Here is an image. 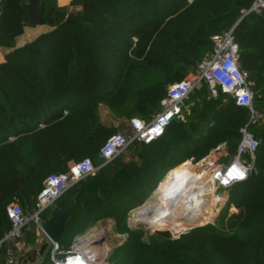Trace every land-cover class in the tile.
Listing matches in <instances>:
<instances>
[{"label": "trees", "instance_id": "1", "mask_svg": "<svg viewBox=\"0 0 264 264\" xmlns=\"http://www.w3.org/2000/svg\"><path fill=\"white\" fill-rule=\"evenodd\" d=\"M255 1L73 0L82 10L71 12L58 0H0V47L11 50L0 64V239L11 228L7 207L17 201L32 211L49 175L66 173L71 162L103 163L100 150L116 131L101 125V104L118 120L150 121L167 87L196 72L215 35L235 27L241 69L260 93L255 106L264 110V14L245 16ZM40 25L51 31L16 47L25 27ZM217 93L208 85L195 91L184 120L172 121L161 139L135 142L68 191L61 200L76 197V211L62 238L110 218L117 233L128 234L111 253L120 264H264V123L251 127L263 141L254 159L244 155L257 174L228 189L215 225L177 240L158 232L146 241L127 225L130 210L173 168L225 144L234 159L250 112ZM212 179L201 181L209 187ZM232 205L239 212L229 216ZM25 238L37 243L35 233Z\"/></svg>", "mask_w": 264, "mask_h": 264}, {"label": "built area", "instance_id": "2", "mask_svg": "<svg viewBox=\"0 0 264 264\" xmlns=\"http://www.w3.org/2000/svg\"><path fill=\"white\" fill-rule=\"evenodd\" d=\"M251 12L264 14V0H256L245 15ZM234 29L235 27L212 38L213 48L205 54L196 72L169 86L161 101V110L150 121L132 119L128 125L130 134L116 133L107 140L100 150V158L103 160L101 166L95 167L90 159L73 163L66 173H53L45 179L32 211H25L17 201L7 207L11 228L0 239V250L4 251L5 264H23L35 253L34 246L26 242V234L35 233L38 238L47 240L42 229V223L47 219L45 215L68 191L77 183L93 177L99 169L125 153L135 142L150 145L161 139L172 121L184 120L189 108L185 102L191 94L203 89L205 85L210 87L213 97L218 95L217 89L220 88L224 94L231 97L237 107L250 112L249 123L240 129L241 140L234 159L228 165H218L216 162L214 169L210 170L215 185L218 189L227 191L249 179L248 173L254 166L244 160V155L248 154L254 159L255 152L263 142L255 136L251 127L264 123V110L255 106V100L260 93L254 90L255 82L250 81L241 69L240 51ZM237 173H241L243 178ZM86 236H77L69 249L63 248L60 242H50V264H111L110 250L103 262L98 261L97 253H92L101 246V243L97 245L100 237ZM43 256L44 254L40 255V264H47Z\"/></svg>", "mask_w": 264, "mask_h": 264}, {"label": "bare ground", "instance_id": "3", "mask_svg": "<svg viewBox=\"0 0 264 264\" xmlns=\"http://www.w3.org/2000/svg\"><path fill=\"white\" fill-rule=\"evenodd\" d=\"M190 170V164L184 163L167 172L151 192L150 200L135 209L138 213V221L147 224L150 228L164 225L177 234L213 222L216 212L213 207L208 209V212L207 208H203L202 196L195 184L187 177ZM219 200L215 203L217 206L223 202V199ZM153 201L156 202V206L152 208L150 204ZM148 206L153 209L152 216L147 213ZM94 235H96L95 230L92 229L86 237H94ZM107 252L108 249L99 246L92 253H97L100 261L103 262Z\"/></svg>", "mask_w": 264, "mask_h": 264}, {"label": "rangeland", "instance_id": "4", "mask_svg": "<svg viewBox=\"0 0 264 264\" xmlns=\"http://www.w3.org/2000/svg\"><path fill=\"white\" fill-rule=\"evenodd\" d=\"M192 73L193 72L190 71V73L187 75L186 78H188ZM169 86L167 87V91H168ZM217 96H215V97H217ZM98 113H99L100 120H101L100 122H101V125L103 126V128L110 129V130H114L115 129L116 132H114L113 135L116 134V133L128 134V132L124 131V129H125L126 125L129 122H127L125 120L116 119L107 106L101 104L98 107ZM104 144H103V146H104ZM219 147H222V146H219ZM219 147L216 148L215 150H212L207 157H205L204 159H202V160H200L198 162L194 158L188 160V161L191 162L192 167H191V170L188 173L187 177L193 184H195V186L197 187L200 195L202 196L203 206H204L203 208H205V209L207 208V212H208V209H212V207H213V209L216 212V215H215L216 217H215V219L213 221L214 223L211 222V223H208L206 225H203L202 227H205V226H207L209 224H213V225L216 224L217 220L219 219L220 214L222 213V211L226 207V205H225L224 208H222L223 207L222 205H223L224 201L227 199V198H224V197H228L227 195H229V191L228 190L226 191V190L218 189V188L214 187V184H215L214 179H212V182H211L212 185L209 186V187L206 185L205 182L201 181V180L205 179L207 176H211L212 175L210 170L214 169V167L216 165V162L218 163V165H228L230 163L231 158H228L227 154H226V156H222L220 154L221 152H216L217 149H219ZM222 148H224V147H222ZM217 157L220 158V159H218V161H217ZM73 163H75V162L69 163V167ZM178 163H179V161H177V164ZM152 190L153 189H151L150 192H152ZM150 194L148 195V197H146L144 199V201L148 202ZM219 199H223L222 200L223 202L220 205L217 206L215 203L217 201H220ZM61 201L62 200H59L58 203H60ZM155 203L156 202L153 201L151 203L152 205L150 204V206H152V208L155 207L156 206ZM142 205H143V203L140 206H142ZM136 208L137 207H135L134 209H131L130 212L128 213L127 225L132 230L142 231L144 233V237L143 238H144L145 241L149 237L154 236L155 234H157L158 232H168V233H170L172 239L177 240L182 235H185V234H187L188 232L191 231V229H189V230H186V231H184L182 233L177 234L173 230L168 229L164 225H158L156 227L150 228L147 224L138 221V217H137L138 213L135 212ZM146 209H148L147 210L148 211L147 212L148 215L152 216L153 215V209H151L149 206ZM221 209H222V211H221ZM50 210H52V209H50ZM238 212H239L238 209L235 208L232 205L230 207V209L228 210V215L231 216V215H233L235 213H238ZM85 229L86 228H84L83 231ZM88 233L89 232H87L85 234H80V235L86 236V235H88ZM80 235H78V236H80ZM75 238H73L72 235L71 236H66V237H64V239L62 238L61 241L66 243L69 246V245L74 243ZM127 239H128V234H126V233H117V231L115 230V223H114V229H111V233H110V236H109V242H110V244L112 246L111 247L112 250L114 251L118 247L122 246V244ZM49 258H50V256H49ZM116 260H119L116 254H112L109 257V261H110L111 264H120L119 262H116Z\"/></svg>", "mask_w": 264, "mask_h": 264}, {"label": "water", "instance_id": "5", "mask_svg": "<svg viewBox=\"0 0 264 264\" xmlns=\"http://www.w3.org/2000/svg\"><path fill=\"white\" fill-rule=\"evenodd\" d=\"M22 1H24V0H22ZM81 10H82L81 6H73L71 8V12H77V11H81ZM243 18L244 17H242L240 19V21ZM224 149H225V151L228 149L227 144L224 145ZM256 174H257L256 169L251 168L249 173H248V177L250 178L252 176H255ZM229 199H230V196H228L227 199L224 201L222 208H224V206L229 201ZM148 200H150V199H148ZM75 211H76V197H70V198L60 202L50 211L49 217L42 223V229H43V232H44L47 240L43 241L41 243H36L34 245L35 253H34V255L29 257V259H28L29 261L35 262V264L41 263L40 255H43L45 253V251L47 249V243H49V242L57 243V242H60L62 240V237L66 231L67 225H68L70 219L74 216ZM221 211H222V209H221ZM199 227H202V226L194 227L191 230L199 228ZM104 240H105L104 238L99 239V241H97V245H99L100 243L102 245ZM99 260H100V258L98 259V261Z\"/></svg>", "mask_w": 264, "mask_h": 264}, {"label": "crops", "instance_id": "6", "mask_svg": "<svg viewBox=\"0 0 264 264\" xmlns=\"http://www.w3.org/2000/svg\"><path fill=\"white\" fill-rule=\"evenodd\" d=\"M72 1L73 0H58V4L62 8H69L71 10V8H72V6H71ZM49 31H51V29L48 26H46V25H40V26H37V27H34V28H32V27H25L23 34L21 36H19L15 40V45H16V47H22L25 44H27V43L35 40L40 35H42L44 33H47ZM10 51L11 50L8 49V48L0 47V64L5 61V56ZM127 132H128V134L131 133L129 129L127 130ZM216 152H221L220 154L222 156H226V154H228L227 153L228 151L227 150L225 151V149L222 148V147H219V149H217ZM218 159H220V158L217 157V161H218ZM186 163L187 164L189 163L190 166L192 167V164H191L190 161H188ZM92 229L95 230V234H96V235H94L95 238L96 237H100V239L101 238L102 239L103 238L105 239L104 242H103V244L101 245V247H104V248L110 250L109 251V253H110L109 256H111V253H112L113 250H112V248H111L112 246H111V244L109 242V236H110V233H111V229H114V222H113V220L110 219V218L109 219L101 220V221L97 222V224H95L92 228H89L87 231H85L83 234L89 232ZM43 241H45V240L42 239V238H38L37 237V243H41ZM71 245L68 246V249L70 248ZM65 249H67V248H65ZM50 254H51V243L49 242V243H47V249H46V251L44 253V256H43V258L46 259L47 264H50V258H49ZM32 255H34V254H32ZM32 255H30L29 257H31ZM29 257L23 262V264H35V262H31V261L28 260Z\"/></svg>", "mask_w": 264, "mask_h": 264}, {"label": "clouds", "instance_id": "7", "mask_svg": "<svg viewBox=\"0 0 264 264\" xmlns=\"http://www.w3.org/2000/svg\"><path fill=\"white\" fill-rule=\"evenodd\" d=\"M238 176H240L241 178H243L242 174L241 173H237Z\"/></svg>", "mask_w": 264, "mask_h": 264}, {"label": "snow or ice", "instance_id": "8", "mask_svg": "<svg viewBox=\"0 0 264 264\" xmlns=\"http://www.w3.org/2000/svg\"><path fill=\"white\" fill-rule=\"evenodd\" d=\"M153 131H158V129H153ZM230 175H231V173H230ZM225 183H227V181H225Z\"/></svg>", "mask_w": 264, "mask_h": 264}]
</instances>
